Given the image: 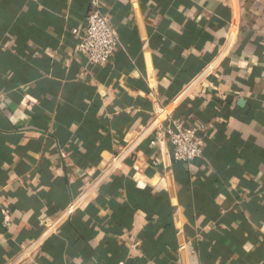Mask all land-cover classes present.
I'll use <instances>...</instances> for the list:
<instances>
[{"label":"crops","instance_id":"0c3cea01","mask_svg":"<svg viewBox=\"0 0 264 264\" xmlns=\"http://www.w3.org/2000/svg\"><path fill=\"white\" fill-rule=\"evenodd\" d=\"M92 1L0 0V264H264V0H97L104 67ZM159 108L206 126L191 168Z\"/></svg>","mask_w":264,"mask_h":264},{"label":"built area","instance_id":"2783aa9c","mask_svg":"<svg viewBox=\"0 0 264 264\" xmlns=\"http://www.w3.org/2000/svg\"><path fill=\"white\" fill-rule=\"evenodd\" d=\"M120 46V38L113 27L110 18L103 13L97 0L91 3L84 31L80 36L76 49L86 58L92 67H104L113 58ZM160 138L152 141L155 146L158 140L166 138L171 147L172 159L192 167L193 163L203 157L205 149L206 126H188L175 118L167 108H159L153 116V124H158ZM117 167L116 161L109 164L105 176ZM74 205L69 207V213H74Z\"/></svg>","mask_w":264,"mask_h":264}]
</instances>
